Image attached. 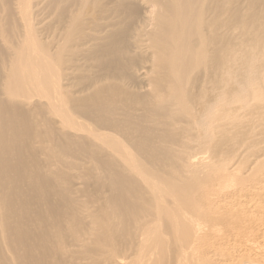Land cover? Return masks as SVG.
I'll use <instances>...</instances> for the list:
<instances>
[{
    "label": "bare ground",
    "instance_id": "bare-ground-1",
    "mask_svg": "<svg viewBox=\"0 0 264 264\" xmlns=\"http://www.w3.org/2000/svg\"><path fill=\"white\" fill-rule=\"evenodd\" d=\"M233 27L264 55V0H0V264H220L250 237L264 159L192 168L194 142L234 160L238 109L264 121Z\"/></svg>",
    "mask_w": 264,
    "mask_h": 264
},
{
    "label": "rangeland",
    "instance_id": "rangeland-1",
    "mask_svg": "<svg viewBox=\"0 0 264 264\" xmlns=\"http://www.w3.org/2000/svg\"><path fill=\"white\" fill-rule=\"evenodd\" d=\"M43 18H45L46 17V14L44 13L43 14V16H42ZM33 23H36V21H34ZM49 23V22H48ZM39 27V26H38ZM35 28H37L36 26H35ZM40 28V27H39ZM230 32H231V35H230V40H234L233 41V43H234V46L235 47H233V50L234 51H232L231 52V55H230V59H232V60H230L229 59V61H230V63H228L229 64V71H228V73H227V78L230 80V79H232V80H234V81H232V80H230V83H234L236 80H237V78H239V76H238V72L239 71H237L238 70V68H239V70H241V72L242 73H245V72H243L244 70L246 71V69L247 68H249V67H246V64H251L250 65V67L252 68V66L253 67H256V66H260L261 67V72L262 73H264V70H263V64H264V58L262 57V56H264V55H262V56H260V55H257V56H259L260 57V59H259V57H257V56H253V57H251L250 59H249V57H247V56H249L248 55V53H247V50H248V47H246V45H244V44H241L240 45V43H239V40H243L242 39V37L239 35L238 36V33H239V28L238 27H233L231 30H230ZM37 36H38V34H37ZM244 45V46H243ZM238 46H240V47H238ZM243 48H242V47ZM239 48L241 49H243V51L242 50H240L239 51ZM246 51H245V50ZM239 51V52H237V51ZM234 52V53H233ZM236 52V53H235ZM246 53V54H243V53ZM234 54V55H233ZM241 54V55H240ZM243 55H244V57H245V59H244V57H243ZM234 56V57H233ZM256 57V58H255ZM242 59V61H241V59ZM247 58H248V61L249 62H247L246 63V61H247ZM239 62H238V61ZM259 60V61H258ZM258 61V62H257ZM233 62V63H232ZM256 62V63H255ZM259 63H261V64H259ZM255 64V65H254ZM240 65H242V66H240ZM245 65V66H244ZM236 67V69H234L235 67ZM238 66V67H237ZM244 66V67H243ZM234 67V68H233ZM242 68V69H241ZM259 70V71H260ZM263 70V71H262ZM231 71V72H230ZM235 72V75L233 74V72ZM232 73V74H231ZM231 74V75H230ZM241 78V77H240ZM240 78L235 82L236 84H238L239 83V80H240ZM232 81V82H231ZM238 82V83H237ZM229 83V84H230ZM234 83V84H235ZM228 84V85H229ZM229 87H231V85H229ZM232 105V104H231ZM250 105H253V103L252 104H249V106ZM262 105V108L264 107V103H262L261 104ZM253 106H255V105H253ZM230 107V106H229ZM253 108V107H252ZM252 108L251 107H249V109H248V107L245 109H238V110H240L242 113H246L247 111H245V110H247L248 109V112H249V110H252ZM254 109V108H253ZM243 110L245 111V112H243ZM262 110V109H261ZM241 112H235V113H237V116L239 115L241 118H242V116H243V119L245 118V120H240L241 118L240 117H238V121H239V123H240V125L242 126H247L246 128L248 129V127H249V129L251 130V129H253L252 127H254L255 128V126H257L256 127V130L255 129H253V130H251V132L250 133H252L253 131V133L252 134H250V133H247V134H250L249 136H246L247 137V139H248V143L247 142H243V144L241 143V144H239V146L237 145L238 143H239V141H238V139H236V141L235 140H232V147H233V149H234V151H231V152H229V153H227V154H230V153H234V152H236L234 155H236V156H234L233 155V153L232 154H230V156L231 157H234L233 159L234 160H232V159H229L228 157H229V155H227L226 156V154H223V155H220V156H218V157H220V158H223V159H221V160H225L223 163H221V164H218V163H215V165H214V162H213V160L212 161H207V163H206V159L208 158V156L207 155H205L204 153H203V151L201 150V152H200V149H198V148H196V146H195V142H194V144H192L193 142H191V146H194L195 148H194V151L196 152V150H197V152L196 153H198V152H200V153H198V154H196V153H193L192 154V152H194V151H191L190 153H191V155L190 156H188L189 154H187V158L189 159V158H191V160L193 159V156L194 157H196V156H198V157H196L195 158V161H194V159L192 160L194 163H195V166L193 165L192 166V168H193V170L194 171H196V174H195V179H199V178H202L203 176H204V171H205V169H217L218 168V166H220V167H225V168H227V169H229V172L231 171V170H233L232 168L234 167L237 171H239V173H240V171H241V176L242 177H245V176H247L248 174H249V172L250 171H248L247 172V170H249V169H253L254 168V166H255V161H256V159L257 160H261V158H262V160L264 159V121L262 122V121H259V120H257L256 122L258 123V121H259V123L257 124L256 122H255V125H253L252 126V122H254L255 120H256V118H254V117H249L248 119L246 118L247 116H245L244 117V114H242ZM247 112V113H248ZM262 112L264 113V110H262ZM240 114H242V116L240 115ZM245 115H247V114H245ZM262 115H264V114H262ZM240 118V119H239ZM253 119H255L254 121H252L251 122V120H253ZM262 119V118H261ZM250 120V121H249ZM243 121L244 122H251V123H247V124H244L243 123ZM254 124V123H253ZM257 124V125H256ZM263 126H261V125ZM250 125V126H249ZM260 126V127H259ZM262 127V128H261ZM257 133V134H256ZM263 137H262V136ZM245 137V138H246ZM250 138V139H249ZM247 139H245V140H247ZM238 141V142H237ZM237 142V143H236ZM231 143H230V146H231ZM251 143H252V145H251ZM254 143V144H253ZM257 143H258V145H257ZM262 143V144H261ZM197 145V144H196ZM260 145V146H259ZM236 146V147H235ZM241 146V147H240ZM244 146V147H243ZM263 146V147H262ZM246 147V148H245ZM251 147V148H250ZM254 147V148H253ZM258 147V148H257ZM237 148V149H236ZM256 148H257V150H256ZM262 148V149H261ZM196 149V150H195ZM235 149H236V151H235ZM244 149V150H243ZM251 151H252V153H253V155H251L252 153H251ZM255 151H257V152H255ZM263 151V152H262ZM246 152V153H245ZM249 153V154H248ZM243 154V155H242ZM193 155V156H192ZM200 155H202V158H201V156ZM205 155V156H204ZM233 155V156H232ZM262 155V156H261ZM200 156V157H199ZM240 156V157H239ZM225 157H227V159H225ZM230 157V158H231ZM236 157V158H235ZM258 157V158H257ZM241 158V159H240ZM254 158H256V159H254ZM201 159V160H200ZM232 160L231 162L230 161H227L226 162V160ZM205 160V161H204ZM240 160V161H239ZM201 161V162H200ZM234 161H235V163H234ZM236 161H239V163H237ZM264 161V160H263ZM262 161V162H263ZM242 162V163H241ZM246 162V163H245ZM259 163H261V162H259ZM259 163H257V165H258V168H260V167H263V164H264V162L263 163H261L262 164V166L259 164ZM209 164V165H208ZM237 164V165H236ZM232 165V166H231ZM254 165V166H253ZM212 166H214V167H212ZM260 166V167H259ZM209 167V168H208ZM230 167V168H229ZM251 167V168H250ZM257 167V166H256ZM249 168V169H248ZM258 168H256L257 170H258ZM197 169V170H196ZM246 169V170H245ZM255 169V170H256ZM202 170H203V172H202ZM254 170V169H253ZM207 171V170H206ZM246 172V173H245ZM70 174L72 175L73 174V172H70ZM243 174V175H242ZM262 183H263V186H264V168H263V170L261 171V173L258 175V177L255 179V180H251V182L249 183V189L251 190V187H254V186H256V185H262ZM256 199V200H255ZM255 199H253V200H251V199H249V198H247V199H245V198H243L241 201H242V207H243V214L245 215V216H248L249 218L246 220V222H245V225L248 227V232L250 233V237L249 238H246V239H242L241 237L240 238H236V240H238L239 242L238 243H236V245L235 246H238V247H235L234 248V251H232L230 248H228V249H230V250H228L229 251V258L228 259H226L225 261H224V263H220V264H236V263H238V262H245V261H249V262H251V264H264V190L263 191H261V193H260V196L259 197H257V198H255ZM248 204V205H247ZM245 206H246V208H245ZM228 207H231V206H227V208ZM262 207V208H261ZM252 210H251V209ZM257 213V214H256ZM263 216V217H262ZM263 220V221H262ZM255 231V232H254ZM260 231H261V235L262 236H260L259 237V235H260ZM235 237V236H234ZM258 238H260L259 240H258ZM233 239V238H232ZM254 243H256V244H254ZM253 244V245H252ZM260 244V245H259ZM242 245V246H241ZM252 245V246H251ZM244 246V247H243ZM251 246V247H250ZM263 250H262V249ZM251 251H250V250ZM257 249V250H256ZM237 252V253H236ZM236 257V258H235ZM213 260H217L216 258H212ZM212 259L211 260H208L207 258H202V260H201V262L199 263V264H213V261H212ZM230 259V260H229ZM244 260V261H243ZM217 262V261H216Z\"/></svg>",
    "mask_w": 264,
    "mask_h": 264
}]
</instances>
